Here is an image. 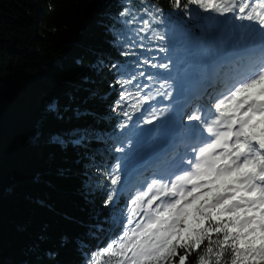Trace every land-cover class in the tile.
Returning a JSON list of instances; mask_svg holds the SVG:
<instances>
[{
  "label": "trees",
  "instance_id": "trees-1",
  "mask_svg": "<svg viewBox=\"0 0 264 264\" xmlns=\"http://www.w3.org/2000/svg\"><path fill=\"white\" fill-rule=\"evenodd\" d=\"M145 3L162 10V22L151 27L165 40L145 38L143 48L125 56V42L115 39L126 31L119 12L125 6L138 11L140 0H0V264H86L87 253L117 230L112 217L123 208V196L104 206L107 174L117 159L122 177L127 174L143 118L136 112L127 127H118L126 119L113 111L121 92L115 84L119 69L156 77L150 65L136 64L147 58L181 66L190 48L180 31L203 32L194 6L186 16L172 0ZM74 129L88 138L73 143ZM129 141L123 153L115 151ZM88 161L92 176L83 171Z\"/></svg>",
  "mask_w": 264,
  "mask_h": 264
},
{
  "label": "snow or ice",
  "instance_id": "snow-or-ice-1",
  "mask_svg": "<svg viewBox=\"0 0 264 264\" xmlns=\"http://www.w3.org/2000/svg\"><path fill=\"white\" fill-rule=\"evenodd\" d=\"M140 2L138 11L125 6L119 12L118 22L126 31L115 39L125 42V56L143 48L145 38L165 40L151 27L162 22L158 17L162 10ZM193 6L249 23L238 25L234 59L223 79L213 81L219 88L206 105L197 104L184 117L190 125L183 128L184 154L168 162L166 173L129 186L122 183L120 159L112 166L104 206L128 194L126 205L112 217L113 228L120 231L87 253L86 264H190L193 253L196 264H264V0H172V7L186 16L192 15ZM148 32L152 35L146 36ZM143 65L169 67L144 58L136 69ZM119 70L115 84L121 92L113 111L126 118L118 125L123 129L156 96L169 99L172 85L165 80L154 88L158 82L154 75ZM49 108L55 112V103ZM170 110V105L153 107L143 124H153ZM71 134L76 137L73 143L88 138L79 129ZM56 140L64 142L61 137ZM130 144L115 151L123 153Z\"/></svg>",
  "mask_w": 264,
  "mask_h": 264
},
{
  "label": "rangeland",
  "instance_id": "rangeland-1",
  "mask_svg": "<svg viewBox=\"0 0 264 264\" xmlns=\"http://www.w3.org/2000/svg\"><path fill=\"white\" fill-rule=\"evenodd\" d=\"M219 17L220 16L215 15V14L211 16L210 21L208 22H212V24L211 23L209 24V27L206 28V31L207 32L210 31L213 28V26H215L216 28H223V33L228 34V38H229L228 42L229 43L234 42L236 38V36L234 35V32L229 27V24L226 22V20L224 18L220 19ZM182 36H183L184 42H186L187 44H190L191 41L195 42V44L197 45V48L199 49V53L196 55L194 59L193 67L190 70H187L185 73H181L176 78V82L172 83V89H171L172 96L175 94L179 96L177 97V100H175L172 103L171 110L166 115L162 116L158 121H155V123L161 122L159 123L160 127L158 131L156 133L155 131H153L152 127L154 123L151 125L140 123L138 125L137 131L135 132V136L137 137V141H136L137 144L133 146V148L135 147L134 152H133V155H131L130 157L128 167L126 168L128 171L130 169L134 170L137 166H139L142 163L149 162L148 159H150V156L156 150H158V148H161L163 146L166 147L167 140L171 139V134L174 132V130H181L182 128L188 126V122H185V123L182 122V116L180 115V112L182 109L180 108V106L183 103V99H186L185 97L186 87H188L191 83L189 75L190 74L195 75L197 71L196 63L198 62L197 60L199 59L197 57L200 55L201 43L198 39H194L192 37H189L188 35L183 34ZM98 62L99 60L96 61V63ZM98 65L101 66V63H98ZM155 87H159L158 84L155 85ZM161 91H167V90L161 89ZM160 99L163 100L164 98L162 96L160 97L156 96V99L154 101L158 102ZM176 106H178L179 108L177 109ZM150 107L153 108V106H150ZM152 108H149V111H151ZM188 111H189V108L188 109L186 108V113ZM176 114L178 115L177 120L172 122L170 117L171 115L175 116ZM151 135H152V139H151ZM139 139H140V142H138ZM103 151L104 149L100 146V153H103ZM90 165L91 163L88 161L86 162L83 168V171L85 172L87 176L93 175ZM133 176L134 175H132L131 178L129 179L128 184L133 180L132 179ZM143 181H145V178L143 179ZM133 185H139V183L136 181L135 183H133ZM125 202L127 201L125 200Z\"/></svg>",
  "mask_w": 264,
  "mask_h": 264
},
{
  "label": "bare ground",
  "instance_id": "bare-ground-1",
  "mask_svg": "<svg viewBox=\"0 0 264 264\" xmlns=\"http://www.w3.org/2000/svg\"><path fill=\"white\" fill-rule=\"evenodd\" d=\"M197 82H199V78H197V79L194 81V85H197ZM197 89H200V87L198 86Z\"/></svg>",
  "mask_w": 264,
  "mask_h": 264
}]
</instances>
